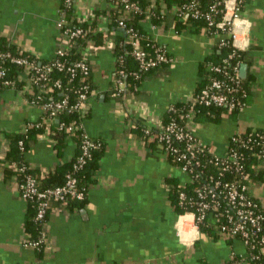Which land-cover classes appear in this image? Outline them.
<instances>
[{
  "label": "crops",
  "instance_id": "crops-1",
  "mask_svg": "<svg viewBox=\"0 0 264 264\" xmlns=\"http://www.w3.org/2000/svg\"><path fill=\"white\" fill-rule=\"evenodd\" d=\"M62 1L0 0V38L52 60L61 40L57 18ZM73 6L75 16L83 20L108 8L103 0H73ZM243 18L245 25L237 43L245 51L243 63L251 76L249 102L235 114L223 113L219 122H203L198 127L202 138L219 154L226 151L237 131L254 127L264 132V0H246ZM140 24L146 33L152 32L174 62L148 74L137 99L123 103L112 94L113 42L107 40L90 52L96 89L89 97L82 124L91 137L104 142V153L98 169L92 171L81 208L52 204L44 227L43 258L36 248L23 244L28 237V202L15 180L5 178L3 158L9 135L45 115L27 101L29 95L23 89L0 90V264H235L233 252L245 253L240 240L202 230L196 235L191 220L179 223L166 180L181 181L183 173L169 161L160 144L149 147L132 131L135 120L153 123L170 104L193 92L207 76L203 63L224 36L196 31V27L176 32L165 24L155 30L149 22ZM45 120L57 124V119ZM65 144L59 157L48 130L36 139L25 157L38 169L37 176H46L75 154L72 136L65 138ZM251 174V193L264 205V169H254Z\"/></svg>",
  "mask_w": 264,
  "mask_h": 264
},
{
  "label": "built area",
  "instance_id": "built-area-1",
  "mask_svg": "<svg viewBox=\"0 0 264 264\" xmlns=\"http://www.w3.org/2000/svg\"><path fill=\"white\" fill-rule=\"evenodd\" d=\"M103 1L109 9L117 10L115 26L124 33V42L130 44V51L116 57L113 76H115L119 92H124L126 87V82L122 78L125 69L121 66L125 55H132L142 69H149L161 63L174 62V58L168 54L164 47L157 45L155 53L150 55L140 44L137 28L129 23L131 16L142 10L139 1ZM202 2L204 0H175L170 7H167L161 1L159 3L161 14H159L156 11L157 4L153 0L149 5V11L140 22H149L150 28L155 30L163 24L152 22V16L163 17L166 11L176 14L181 19L189 16L193 19H203L211 32L210 34H223L224 37L219 42L220 46L230 45L233 48L232 52L222 59V62L206 64L207 82L198 91L195 88L188 97L181 99L188 104L185 110L180 112L173 108V103L170 104L167 110L171 109L175 116L167 123L163 122V116H158L153 123L150 122L146 125L147 132L153 128L158 129V139L161 141L160 145L164 154L183 173L177 194L178 203L185 208V211L179 214V223L187 219L191 220L196 235L201 234L202 226H212L220 238L240 240L246 251L239 255L233 252L235 264H264V205L251 193L254 179L252 174L246 170V157L242 151V148L248 149L251 155L257 157L258 163L255 166L257 172L264 169V133L256 129L250 132L237 131L230 137L226 151L219 154L199 134L198 127L203 122L195 120L197 104L223 107L227 113L240 111L246 106L245 98L248 92L242 86L241 64L240 62L236 64L229 62L235 57L237 51L241 50L238 48L237 41L240 28H244L245 25L243 13L246 0H209L206 4ZM72 7L74 9L73 0H64V7L59 6L58 8L57 28L61 40L57 44L51 62L43 65L41 61L37 62L26 56L15 55L0 49V81L2 83L12 84V81L6 78L8 68L5 63L16 64L18 81L24 82L23 91L29 95L26 98L30 104L39 106L50 121L57 119L56 125L64 128L67 133L72 134L78 128L83 129L80 153L74 161L73 167L67 173L66 182L63 185L51 188L40 187L37 176L31 173H25L21 181L14 178L22 198L35 202L37 208L35 221L42 225L38 239L23 241L25 246L33 248H38L42 243L45 244L46 215L52 204L58 202L66 207V201L70 198L78 200L86 198L87 188L80 185L78 173L91 151L99 145L85 131L83 121L75 119L71 123L65 124L59 120L60 114L71 113L74 110L80 111L84 115L89 100L88 86H80L77 90L78 98L72 104L69 103L68 94L61 98L53 96L54 92L62 91L63 85L60 78L52 76V71L65 69L72 76L81 75L83 80L86 79L92 68L88 55L98 47L93 43H88L85 47L87 55L73 61L70 65L58 60L59 56L69 54L72 47L71 41L85 32L81 26L67 27L66 10ZM94 13L95 11L89 18H94ZM100 18L97 30H108L109 16ZM116 34L114 33L107 39L113 42V48L118 44L117 38H115ZM150 38L157 43L152 32ZM134 103L136 102L134 101ZM25 130L26 125L22 131ZM11 166L25 171V166H18L16 162ZM212 167L217 174L214 171L209 176L206 175Z\"/></svg>",
  "mask_w": 264,
  "mask_h": 264
},
{
  "label": "trees",
  "instance_id": "trees-1",
  "mask_svg": "<svg viewBox=\"0 0 264 264\" xmlns=\"http://www.w3.org/2000/svg\"><path fill=\"white\" fill-rule=\"evenodd\" d=\"M141 4V12L137 14H133L131 16V19L129 20V23L131 26H134L137 28V32L140 36V44L143 46V48L150 54L153 55L155 53L156 46H160L158 43L153 42L150 38V35L146 33V31L143 30L142 25L140 24L141 20L146 16L147 12L149 11V5L153 2V0H137ZM163 1L167 7H170L172 5V2L175 0H154L155 4H157L156 11L157 13H160L161 7L159 6V3ZM209 0H204L202 2L203 4L207 3ZM60 6L64 7V0L61 2ZM94 18H87L85 20H78L75 16V12L73 7L66 10V19H67V27L74 28L75 26H81L84 29L83 35L78 37L75 40L71 41V50L69 51V54L65 56H59L58 60L65 62L66 65H70L75 60L81 59L84 56L87 55L86 46L88 43H93L95 45H101L106 43L107 39L111 37L114 33L118 32V28L115 26L116 21L115 18L118 15L117 10L114 8L110 9H102L97 10L94 13ZM101 16H109V29L108 30H97V25L100 21ZM152 22L157 24H165L166 28L169 29L170 27H173L176 32H180L184 30L185 28H193L196 27L194 30L196 31H202L205 33L210 34L211 32L206 27V22L203 19H193L191 16L185 17L183 19L179 18L176 14H172L171 12H164L163 17H157L152 16L151 18ZM75 25V26H74ZM117 38L118 44L114 48V54L118 58L121 54L127 53V51H130V44L124 42V34L121 32H118L115 36ZM163 48V46H162ZM0 49L3 51H9L12 54L15 55H22L26 56L30 59H34L35 61L39 62L41 61V64L45 65L51 60H44L41 59V57L37 56L36 54L32 53L31 51L27 49H21L18 45H16L13 42L8 41L5 37L0 38ZM233 48L230 45L220 46L219 44L213 48L212 52L207 56L205 62L203 63V67L206 68V64L208 62L220 63L222 62V59L228 55V53L232 52ZM245 57V51L238 50L235 54V57L229 60L230 64H236L237 62L243 63ZM91 65V63H89ZM169 63H161L157 66L151 67L149 69H142L136 59L133 58L132 55H125V58L122 62V68L125 69V74L122 77L123 80L126 82V87L124 92H119V87L115 81V76H113V83H112V94L118 99L121 100L123 103H127L131 98L137 99L135 97H138L139 93V86L141 85L142 80L148 75L153 74L157 70H161L162 68L166 67ZM229 64V66H230ZM5 65L8 68V72L6 75V78L12 81V84L5 85L0 81V90L6 89V88H20L23 89L24 82L18 81L17 77V70H16V64L11 62H6ZM208 74V71H206V75ZM52 76L54 78H60L62 81L63 89L62 91H56L53 93V96L56 98H61L64 95H69V103H74L78 98V92L77 90L82 85H87V92L88 96L90 97L95 89L96 86L92 82V68L90 75L83 80L81 75H74L72 76L69 74L65 69H55L52 71ZM250 79L251 76L247 75L245 78L242 77V86L245 88L248 92L247 97L245 98L246 104L249 102L250 97ZM207 79L201 81V83L198 84L196 87V91H198L201 87H203L204 84H206ZM47 97V96H46ZM173 108L177 109L178 111L185 110L186 104L182 100L175 101L173 104ZM196 110V116L195 120L199 122H219L221 120V116L223 113H227L226 109L223 107H217V106H206L204 104H197L195 106ZM238 111H233L232 114H235ZM173 116H175V113L170 109L166 110L163 115V122L167 123ZM47 116H45L46 118ZM86 117V115L80 111H73L71 113H62L60 114V122L69 124L73 120H79L83 121V119ZM45 118H41L36 121H30L26 124V130L25 131H19L14 132L9 135V148L7 150V154L3 158V163L5 165V171L4 176L5 178H17L19 181L22 180L25 173H31L36 175V172H38V169L33 168L29 162L26 160V152L31 148V146L35 143L36 139L46 132L50 133L52 139L54 140V147L59 155L61 157L64 152L65 147V138L72 136V138L76 141V151L75 154L65 162H62L59 164L54 171L48 173L46 176H37L39 186L45 187V188H51V187H57L61 186L66 182V175L73 167L74 161L76 160L77 156L80 153V143H81V135L83 132L82 128H78L74 130L71 133H67V131L57 125H53V123H50L45 120ZM256 129L257 131L264 133L259 128H248L246 131L250 132L251 130ZM132 131L135 132L138 136L141 137V139L145 142V144L149 147L157 146L160 144V140L158 139V129L153 128L149 132H147V126L141 122L140 120H135L132 123ZM96 142L99 143L98 147L94 148L90 156L86 158V162L83 165L82 169L78 173L79 177V183L82 187L88 188V183L91 180V174L92 171L97 170L99 167V161L104 153V142L100 138L91 137ZM22 143V145H21ZM23 147V148H22ZM242 151L245 155V162H246V170L250 173L253 172L255 169L256 164L258 163V159L256 156L251 155L248 149L242 148ZM167 157V156H166ZM168 158V157H167ZM16 162L17 165L25 166V171H20L18 168H15V166H11L12 163ZM215 170L212 169L209 170L206 175H210L211 172H214ZM215 174L216 171H215ZM228 177V176H227ZM167 184L169 185V199L171 201V204L174 206L175 211L180 214L185 211V208L183 206H180L178 203V194L177 189L180 187V181L177 179H167ZM88 191V189H87ZM86 199V198H85ZM85 199L78 200V199H68L66 201V207L69 209H75V208H81V206L84 204ZM28 202V210H27V218L25 221V231L28 235L26 238L29 241H33L38 239L40 236V233L42 231V225L35 221V216L37 212V208L35 205V202L33 200H27ZM57 204H60L56 202ZM52 208V206H51ZM50 208V209H51ZM50 209L47 211V217L50 213ZM202 231L209 232L210 234L214 235V228L212 226H202ZM44 244L42 243L38 248H36L39 252V257L43 258L44 255Z\"/></svg>",
  "mask_w": 264,
  "mask_h": 264
},
{
  "label": "water",
  "instance_id": "water-1",
  "mask_svg": "<svg viewBox=\"0 0 264 264\" xmlns=\"http://www.w3.org/2000/svg\"><path fill=\"white\" fill-rule=\"evenodd\" d=\"M240 75L243 78L246 77V75H247V64L246 63L241 64V67H240Z\"/></svg>",
  "mask_w": 264,
  "mask_h": 264
}]
</instances>
